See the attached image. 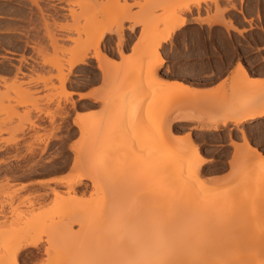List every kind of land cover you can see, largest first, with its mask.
<instances>
[{"label": "rangeland", "instance_id": "374dc122", "mask_svg": "<svg viewBox=\"0 0 264 264\" xmlns=\"http://www.w3.org/2000/svg\"><path fill=\"white\" fill-rule=\"evenodd\" d=\"M204 1L210 0H138L133 5L129 0H0V258L15 240L24 241L28 235L38 240L39 251L34 260L25 261L30 262L27 264L96 262L104 246L100 241L108 228L107 216L117 209L113 183L132 185L131 203L141 216L161 215L175 188L168 186L161 191L153 181L146 186L140 177L141 168L161 165L175 154L185 158V153L193 164L199 159L204 162L198 182L195 180L200 187L193 188L208 205L203 212L216 216L252 208L254 218L246 220L241 229L255 230L264 244V159L249 171V176L255 175L252 181L245 178L238 182L232 177L251 150L262 153L256 138L264 136V123L248 122L238 131L231 130L234 123L213 132L197 130L183 118L191 115L193 100L199 104L198 97L177 92L176 85L161 83L158 70L154 72L156 82L144 87L154 93L148 94L136 123L120 117L125 99L141 90L146 67L153 66L149 64L152 56L145 55L152 46L150 39L185 19L192 3ZM134 6L137 12H133ZM118 11L122 14L116 15ZM147 16L156 18L158 26L150 30L142 25L148 22ZM117 19L123 24L119 33L113 25ZM126 22L132 23L131 30L142 25V32L134 54L125 57L120 51L122 61L116 64L100 50L105 35L99 41L97 34L110 26L112 32L121 34L122 42ZM181 35L186 39L199 37L200 56H204L200 61L206 63L207 59L212 61V56L207 57L210 40L223 32L185 29ZM97 42L103 82L93 96L96 98L87 105L75 99V92L85 79L95 76L90 59L98 60L94 57ZM182 47L185 49V43ZM155 48L158 51L159 44ZM74 56L84 58V64L71 68ZM179 62L185 69L189 59ZM241 74L234 78L233 91L249 84ZM248 86L256 93L264 91V84ZM230 139L237 144L233 149L227 145ZM246 139L250 152L244 145ZM148 151L154 155V162L139 160L134 164L135 155ZM31 166L36 169L30 173ZM114 175L122 178L116 180ZM76 177L82 182L74 195L69 193L68 184ZM217 204L222 205L220 210H216ZM198 227L206 228L204 224ZM50 247L56 249L53 256Z\"/></svg>", "mask_w": 264, "mask_h": 264}, {"label": "bare ground", "instance_id": "6f19581e", "mask_svg": "<svg viewBox=\"0 0 264 264\" xmlns=\"http://www.w3.org/2000/svg\"><path fill=\"white\" fill-rule=\"evenodd\" d=\"M121 11H118L116 15L122 14ZM147 18L149 20L145 21L148 22L142 23V25H145V27L148 29L151 28L150 30L154 29L160 23L152 16H147ZM121 19L123 21V18ZM121 19H117V21L113 23V25L116 27V32L118 33L122 31L123 24ZM185 24L186 21L183 19L177 25L172 27L170 26L165 30L162 36L152 37L149 41V44L152 46H157L161 42L169 40L173 34H175V32ZM109 27L107 29H103L97 34L99 41L104 35L112 32L113 27ZM120 35L121 34H119V38ZM87 36L89 37H85L86 39L91 37L90 34H87ZM24 45H26V43ZM98 46L99 44L97 42L95 49L96 53H94L96 54L94 57L98 59L97 61H99L102 57L99 56L101 53L98 52ZM152 46L150 47V50L147 49L148 53L146 52L145 55L147 57L149 55L152 56V60L150 61L151 63L149 62V64L153 63V66L147 64V72L145 75V77H147L144 78L145 80L143 79L141 88H139L141 90L138 93L137 91L135 92L133 90L134 93H131L129 98L125 99L123 104L124 109L120 110V117L123 119L125 118L130 122L132 120V122L135 121L134 123H136V120L140 114V110H142V106L147 100L146 98L148 94L150 96V92L154 91L151 90L150 92H146L144 87L147 88L156 82L154 72H156L158 67L164 62V58H162L156 48L154 49V46ZM102 55L104 56V54ZM140 56L142 57L143 55ZM76 57H73L75 60H72V62L70 58V62L72 63L70 65L71 68L72 65L74 67L78 64H84V58L78 59ZM141 57L140 59H142ZM124 63L128 64L127 60H125ZM149 66H151V68H149L150 72H148L147 69ZM238 68V70L242 69L240 63H238ZM241 73L242 76L244 75V79L248 80L244 71ZM238 75L240 77V74ZM158 78L160 77L158 76ZM15 81H17V79ZM159 81L161 80L159 79ZM63 84L65 83L62 82L61 87H63ZM170 85H172V83ZM176 86L177 87H175L173 84V87H175L177 92H191L189 87L185 84L177 83ZM247 86L242 88V90L239 92L235 91V89L234 91L237 95L234 94L235 92L233 91L234 93L231 99L225 100V102H228L229 100L228 103L226 102L225 104L223 103L224 100H221L223 106L221 104V114H219V116H204L203 114L205 112H201V110H199V114L201 116H192V114H188L189 116L187 115V118L184 117L183 121L195 124L194 128L197 130L213 132L220 130L222 126H226L228 123H234L235 126H239L248 122H256V120L264 118V91H261V93H256L254 92L255 89H251V85L248 86L250 90L247 88ZM69 94H71V92ZM239 94L240 96L241 94L246 95H243L244 98L241 96L242 99L240 97V100H237L236 97L239 98ZM95 98L96 97H92V99ZM224 106H226V108ZM121 114L123 116H121ZM167 131L170 133V125H168ZM247 139L243 140L245 141L244 145H246V150H248L247 148L251 150ZM234 141L231 140L230 143L236 147L237 144ZM191 142H193L192 139L189 140L190 144H192ZM243 147L245 149V146ZM249 150L248 152H250ZM252 152L253 151L251 150V155L246 157L233 172L232 177L237 178L238 182H242L248 178L250 181H252L255 178V175L251 174L249 176V171L255 167L260 162V160L264 159V155L259 151L256 153H254L255 151L253 153ZM184 156L185 158H182L181 154L171 155L169 160L164 161L161 165L155 164V166H144L141 168L140 177H142L141 180L146 186H150L151 181H153L160 187L161 191H164L168 186H174L175 188V192L170 195L172 196V199L168 201L167 206L161 215H151L146 213L144 215L142 214L143 216H141L136 211L137 209H134L131 203L130 187H132V185L119 187L117 181L113 183L112 192L114 195H112L116 198L117 209L107 216L106 221L108 228L100 241V244H104V246L102 247V251L100 252L99 256L96 257V262H86L85 264H264V244L261 242V240H259V234L255 230L249 231L241 229L244 226L246 220L254 218L252 208L242 211L241 213L207 216L203 211L208 208V205L204 204L203 200L196 195V190H194L196 186L200 187L196 181L200 174V168L204 162L202 159H199L195 162V164H193L189 154L185 153ZM139 160L145 162H154V155H152L149 151L147 153L142 152L141 156H134V164H137ZM31 168L34 169V166H31ZM134 168L135 167H133V170ZM32 169H29L30 173L31 171L34 172L36 168L34 170ZM113 177L116 180L122 178L120 175H114ZM76 178L68 184L69 193L74 195H76L78 192V186L82 182L81 178ZM25 199L26 198H24V200ZM177 201H182V203L178 205L172 204L173 202ZM188 201H194V203H189ZM252 206L253 203L250 205V207ZM215 208L216 210H220L222 205L217 204ZM104 218L105 215L103 216V219ZM201 224H204L206 228L200 230L198 226ZM228 226L234 227L235 229L229 230ZM27 236L28 235H26V238L23 239L24 241L15 240L13 247L8 248L2 255V258H0L4 261L6 260L11 262H0V264L30 263L25 261L38 254L39 243L38 240L29 237L27 238ZM48 249H45V253L47 255L50 254ZM55 250L54 252L52 251L53 254H51V256L55 254Z\"/></svg>", "mask_w": 264, "mask_h": 264}, {"label": "crops", "instance_id": "0c3cea01", "mask_svg": "<svg viewBox=\"0 0 264 264\" xmlns=\"http://www.w3.org/2000/svg\"><path fill=\"white\" fill-rule=\"evenodd\" d=\"M137 1L129 0V4L133 5ZM137 9L138 7L134 6L133 12H137ZM158 14H162L161 9L158 10ZM184 17L186 24L180 27L169 40L159 44L158 51L164 58L163 64L157 69L159 79L164 84L174 85L184 84L182 79L187 80L185 85L199 99V104L195 105L192 98L190 109L192 116H201L199 110L205 111L204 116H219L223 106L221 100L225 101L233 96L232 85L235 76L244 71L249 84H264V0H210L200 2L198 5L192 3ZM131 24V22L125 23L122 42L119 35L114 32L106 34L101 42V51L113 63H121L122 55L130 57L134 54L142 25H135L131 30L129 29ZM185 29L197 31L219 29L223 32L221 37L215 36L210 40L211 46L207 57L212 56V61L209 59L206 63L200 61L204 56H200L202 52L198 47L199 37L190 35L186 39L181 35ZM120 42L121 44L118 45ZM183 43H185V49L182 47ZM182 59L186 61L189 59L185 69L179 62H182ZM90 62L93 63L95 76L85 79L75 92V99L87 105L88 100H92V97L98 94L103 82V72L97 60L92 58ZM238 63L242 66L241 70H238ZM167 75L171 78L168 79ZM243 95L241 94L242 97ZM238 96L239 98L235 97L240 100V94ZM224 101L223 103L226 104ZM87 105H85L86 109ZM253 123L263 124L264 118ZM239 126L231 125V130L238 131ZM261 131L264 132V129ZM260 139L256 138V143L260 145L264 155V136ZM227 145L232 149L234 147L230 142Z\"/></svg>", "mask_w": 264, "mask_h": 264}]
</instances>
